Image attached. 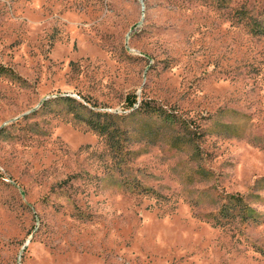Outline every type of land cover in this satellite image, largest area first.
<instances>
[{
  "label": "rangeland",
  "instance_id": "obj_1",
  "mask_svg": "<svg viewBox=\"0 0 264 264\" xmlns=\"http://www.w3.org/2000/svg\"><path fill=\"white\" fill-rule=\"evenodd\" d=\"M0 264H264V0H0Z\"/></svg>",
  "mask_w": 264,
  "mask_h": 264
},
{
  "label": "trees",
  "instance_id": "obj_2",
  "mask_svg": "<svg viewBox=\"0 0 264 264\" xmlns=\"http://www.w3.org/2000/svg\"><path fill=\"white\" fill-rule=\"evenodd\" d=\"M62 100L68 101V102H72L74 101L73 98L67 96V97H62ZM137 102V98L136 95L134 93L131 94H127L125 97V106L126 108H130L132 110V112H138V111H144L146 114L149 113H156L158 116L161 115L162 113H164V110H162L161 107H156V106H152L150 105L147 101H142L140 102L139 105H137V107H135V104ZM78 104V109H86V104H81L79 102H77ZM72 113H74V116L78 119H83L81 118V113H79L77 110H75V108H72ZM90 118L86 119L85 122L88 125V127L96 132H98L99 134H104L107 136L108 138V142L110 143V146L116 147V145H118V141L117 138L116 141L113 142L114 135L113 132L117 129H119V126H117L118 128H114L116 126H114V122L113 119L114 117H116V115L114 114H110L107 112H94L91 111ZM93 114H95L98 118H92L91 116H93ZM99 116H102V119L99 118ZM121 128H125L123 129L124 132H127V128L126 125L121 126ZM113 131V132H112Z\"/></svg>",
  "mask_w": 264,
  "mask_h": 264
}]
</instances>
